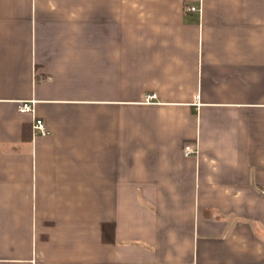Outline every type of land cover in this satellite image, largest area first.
I'll return each mask as SVG.
<instances>
[{
    "label": "crops",
    "instance_id": "0c3cea01",
    "mask_svg": "<svg viewBox=\"0 0 264 264\" xmlns=\"http://www.w3.org/2000/svg\"><path fill=\"white\" fill-rule=\"evenodd\" d=\"M0 264H264V0H0Z\"/></svg>",
    "mask_w": 264,
    "mask_h": 264
},
{
    "label": "built area",
    "instance_id": "2783aa9c",
    "mask_svg": "<svg viewBox=\"0 0 264 264\" xmlns=\"http://www.w3.org/2000/svg\"><path fill=\"white\" fill-rule=\"evenodd\" d=\"M187 11H196L197 9L195 7L189 6L186 8ZM155 98V95L147 96V101H150ZM33 103L34 101L28 100V101H22L18 105V111L20 113H31L33 111ZM34 129L39 131L41 135H44L46 133V128L40 119H36L34 123ZM197 151H195L191 146L186 145L184 147V154L185 156L189 155H195Z\"/></svg>",
    "mask_w": 264,
    "mask_h": 264
}]
</instances>
